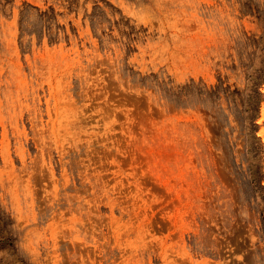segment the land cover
<instances>
[{"label": "rangeland", "instance_id": "1", "mask_svg": "<svg viewBox=\"0 0 264 264\" xmlns=\"http://www.w3.org/2000/svg\"><path fill=\"white\" fill-rule=\"evenodd\" d=\"M0 264H264V0H0Z\"/></svg>", "mask_w": 264, "mask_h": 264}]
</instances>
